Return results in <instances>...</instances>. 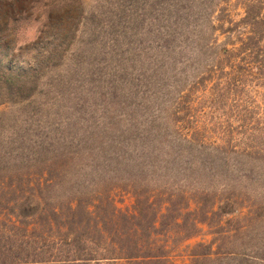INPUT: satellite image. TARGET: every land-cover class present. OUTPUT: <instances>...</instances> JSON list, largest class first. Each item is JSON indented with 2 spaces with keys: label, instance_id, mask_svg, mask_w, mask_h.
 <instances>
[{
  "label": "trees",
  "instance_id": "trees-1",
  "mask_svg": "<svg viewBox=\"0 0 264 264\" xmlns=\"http://www.w3.org/2000/svg\"><path fill=\"white\" fill-rule=\"evenodd\" d=\"M102 1L40 65L0 52V106L24 105L0 114V264H168L167 221L215 229L209 264H264L258 240L214 248L264 225V0ZM71 63L113 69L125 107L59 100Z\"/></svg>",
  "mask_w": 264,
  "mask_h": 264
},
{
  "label": "rangeland",
  "instance_id": "rangeland-1",
  "mask_svg": "<svg viewBox=\"0 0 264 264\" xmlns=\"http://www.w3.org/2000/svg\"><path fill=\"white\" fill-rule=\"evenodd\" d=\"M52 1L0 0V52L8 53L10 51L13 59L22 55L26 62L31 63L32 66H38L45 62L49 53L54 52L75 30L82 8L86 14H90L103 2L102 0H80L79 5L72 1L70 3L59 2L54 6ZM75 58L79 60L73 48L67 52L66 60L76 63ZM69 68L70 83L73 85L70 84L65 93L56 95L59 100L62 98L66 105L73 106V98L77 96L78 90L82 100L80 107H125L123 104H119L111 89L112 84L115 83L113 69H101L94 73H88V75H76L74 64H69L65 70ZM76 87L79 89L76 90ZM104 90L105 93L102 97ZM44 99L48 100V97L45 95ZM125 101V105L128 103L131 104L130 106H135V102L132 103V100L130 102L126 99ZM25 104L28 105V103ZM19 107H24V105L22 103L2 104L0 114H14ZM29 107H34V105ZM112 198L120 210L134 212V197L130 191L115 190L112 193ZM191 207L195 208L194 205ZM243 211L247 214L246 209ZM246 222L243 221V223ZM200 227L201 230L195 237L185 241H177V233L181 228L173 227L169 221L165 223V227L163 226L158 231L155 240L160 246H167L168 264H209L193 254H199L202 251L201 248L196 247L197 244L209 245L211 243L214 237L212 233L215 229L206 224H201ZM249 230L250 233L247 235L237 236L233 239L219 238L220 240L214 245V248L218 249L217 245L219 244L224 247L219 250L227 253L224 250L227 247L230 248L232 245H239L242 248L243 245L249 247V244L258 240L260 243L259 253L264 252V225L257 226L255 229L252 227ZM251 236L253 238H250Z\"/></svg>",
  "mask_w": 264,
  "mask_h": 264
}]
</instances>
